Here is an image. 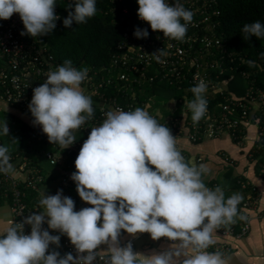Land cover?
Segmentation results:
<instances>
[{"label":"clouds","instance_id":"9594fccd","mask_svg":"<svg viewBox=\"0 0 264 264\" xmlns=\"http://www.w3.org/2000/svg\"><path fill=\"white\" fill-rule=\"evenodd\" d=\"M137 3L138 17L153 31L184 39L193 12L179 0L175 4L166 0ZM55 6L56 0H0V19L18 13L24 25L20 34L36 38L55 29L59 19ZM68 7L74 11L63 19L65 27L73 21L87 23L97 11L96 0H74ZM241 31L245 40L253 35L264 39L260 21L244 24ZM133 35L139 39L149 33L137 27ZM248 64L254 66L253 61ZM87 78V68L77 69L66 59L33 88L28 104L32 124L41 126L49 142L63 149L76 140L73 131L94 115L92 98L81 88ZM207 89L203 79L190 88L193 99L187 101V108L194 124L207 113ZM104 115L83 142L74 161L77 171L70 177L80 198L92 206L75 211L74 200L63 196L62 190L55 195L42 191L38 200L42 211L0 232V264H96L97 259L102 264H230L231 257L223 251L207 249L216 243L217 229L247 218L238 209L243 197L233 193L226 198L221 186H206L203 176L208 167L186 161L170 129L143 108L125 111L116 107ZM0 135H9L6 120L0 123ZM12 171L9 148L0 146V173ZM44 223L69 238L75 256L48 251L50 244L60 246V235L50 234L42 227ZM26 224L31 226L30 234L24 232ZM121 230L147 232L154 240L166 237L178 243L170 250L144 255L134 252L130 242L120 246ZM102 244L107 249L97 251Z\"/></svg>","mask_w":264,"mask_h":264},{"label":"built area","instance_id":"2783aa9c","mask_svg":"<svg viewBox=\"0 0 264 264\" xmlns=\"http://www.w3.org/2000/svg\"><path fill=\"white\" fill-rule=\"evenodd\" d=\"M67 1L74 2V0ZM115 1L123 4L119 13V17L124 22L121 39L105 67L96 68L94 71L87 68L88 78L82 83L81 88L86 95L91 96L93 108L94 104H97L98 113L78 130L86 135L89 134L92 127L99 126L103 122L105 112L111 108L119 107L129 111L140 107L146 110L150 106L149 100L156 103L155 94L148 95L152 96L148 97V100L139 101L136 87L152 88L157 84L161 87L158 86L156 93H167L166 89L174 91L169 106L172 111L175 108L179 111L176 115L166 117L162 116L163 112L153 110L149 114L170 129L175 136L178 150L181 151L178 143L181 135H185L190 142L197 143L228 134L241 147L248 133L252 131L251 143L245 155L251 162L252 168L257 164L254 168L256 175L264 183V87L260 86L256 78H248V72L240 65L245 62L244 59L235 56L218 33L220 16L218 0H179L186 9L193 12V20L188 25L183 40L167 38L160 30L153 31L150 24L138 17L137 0H131L130 8L124 0ZM166 2L175 4L176 0H166ZM137 27L148 30L147 38L138 39L133 35ZM23 30L24 25L18 13H14L9 19H0V101L17 108L26 116L25 122L33 127L27 131L29 142L38 139L39 132H43L41 126L32 124L33 117L28 109L33 88L42 84L49 70H55L61 63L56 62L52 52L38 38L21 35ZM159 50H162V55L157 52ZM157 55L160 56L159 60L156 59ZM259 72H264V65L258 63L253 74L257 75ZM236 74L246 79L240 90L237 87L239 84L234 80ZM200 79L208 85L205 93L208 102L207 113L199 123L194 124L191 117L187 118L189 115L187 101L193 99L190 88ZM109 91L113 94L105 95ZM212 96H220L222 100L212 103L211 100L214 98ZM2 122L0 118V123ZM6 122L9 132H12L14 124ZM42 138L50 144V148L57 147V144L49 142L45 133ZM80 144V140H75L67 147V153L79 150ZM0 146H2L1 141ZM52 149L45 150L43 155L49 165L56 164ZM78 153L79 151L74 155L77 157ZM9 155L10 163L19 159L18 172L24 174V177L18 178L11 174L0 173V188L4 186L6 191L4 190L2 194L10 196L14 224L23 221L37 209L36 205L30 206L27 203L32 197L29 190L38 192L45 182V175L35 165H29L27 157L21 156L19 152ZM222 157L231 163L229 156L222 154ZM202 161L203 157L198 155L194 164L199 166ZM51 181L56 191L74 187L65 176L60 175ZM236 183L245 192L247 191L244 200L238 206L240 213L247 218L240 223L220 227L215 232L220 236H242L249 230L251 220L264 217L262 191L242 176H238ZM20 186L24 188L21 189ZM72 199L75 202V211L91 206L78 194ZM42 227L48 230L46 224ZM30 231L31 227L26 224L25 234H30ZM124 232L121 230L120 235ZM161 238L172 244L177 242L166 237ZM129 242L134 245L132 240H127L123 246ZM209 248L226 254L227 244L215 243ZM53 250L59 251L61 256L69 252L76 255L74 245L67 236L60 239L58 248L50 244L48 251ZM96 264L102 262L97 259Z\"/></svg>","mask_w":264,"mask_h":264},{"label":"trees","instance_id":"16d2710c","mask_svg":"<svg viewBox=\"0 0 264 264\" xmlns=\"http://www.w3.org/2000/svg\"><path fill=\"white\" fill-rule=\"evenodd\" d=\"M124 2L129 8L131 7V0H124ZM69 4H74V2L56 0L54 11L59 16V19L55 21V29L48 34L36 38L49 48L56 62L62 64L64 60L68 59L72 61L77 69L90 68L91 71H94L96 68L100 69L101 67H105L109 63L111 55L121 39L124 22L122 18L119 17V13L121 12L123 4L115 0H96V14L89 18L87 23L77 24L73 21L70 27H65L63 25V19L67 17L69 11H74V7H68ZM218 5L220 9L218 33L224 38L226 47H228L235 56H241L244 59L245 62L240 65L248 72V78H256L260 86L264 87V72H259L257 75L253 74L258 63L264 65V39L257 38L253 35L245 40L243 37L244 34L241 31L243 25L246 23L260 21L264 24V0H218ZM248 61H253L254 66L250 67ZM234 80L235 83L239 84V86L237 85L239 90L246 82L245 78L237 74ZM158 86L161 87L157 84L152 88L147 86L136 87L138 91L137 99L139 101H144L148 97H152L148 95L155 94L154 100L156 103L164 104L162 116L166 117L168 115L173 116L178 114L179 109L175 108L174 111H172L171 106H169L172 97H174L172 96L175 94L174 91L166 89L165 92H167V96H160L161 92H155L158 90ZM112 94L113 93L109 91V93L105 95L109 96ZM212 97H214L211 100L212 103H218L222 100L220 96ZM182 107L181 104V119L183 120ZM187 112L189 113L187 118H190L192 115L190 110ZM97 113V104H94V114ZM12 118L18 123H13L14 127L12 132H9V135L5 136L7 137L6 141H2L3 139L1 137L4 135H0L2 146H7L9 148V154L19 152L21 156H26L28 164L35 165L41 170V173L45 175V182L55 180L56 177L60 175L65 176L74 185L70 191H75L76 183L70 178L71 174L77 171L74 164L77 157L74 154L80 151L83 142L90 133L86 135L80 130L73 131L76 140H80L81 144L78 147L79 150L67 153V148L63 149L58 144L56 148H50V144L45 142L42 138L43 132H39L38 139L28 142L29 136L27 131L33 127L28 125L25 121H22L20 116H13ZM7 121L9 122L10 118L7 119ZM13 138H15L17 142H14ZM47 149H52L53 153H56L54 154L56 164L50 165L51 167L49 170H45L42 167L43 161H46L43 155ZM256 166L257 164L254 165V168H256ZM20 188L23 189L24 187L20 186ZM4 190L6 191L4 186H2L0 188V203L4 199L11 202L9 195L4 196L2 194ZM66 190H69V188H66ZM29 193L33 195L34 199L32 198L31 201L27 200V203L30 206L37 204L38 201L35 200L36 192L29 190ZM236 227L238 228V226Z\"/></svg>","mask_w":264,"mask_h":264},{"label":"crops","instance_id":"0c3cea01","mask_svg":"<svg viewBox=\"0 0 264 264\" xmlns=\"http://www.w3.org/2000/svg\"><path fill=\"white\" fill-rule=\"evenodd\" d=\"M13 116H20L22 121H25L26 116L22 114L17 108H14L2 101H0V118L2 121L10 118V123L17 124ZM252 131H250L244 141L243 146H238L228 134H223L219 137L212 139H205L197 143L190 142L185 135H181L178 139V143L182 150L183 155L190 164H194L195 157L198 155L209 156V159L214 164H221L223 168L221 170L222 175L226 179L225 187L223 188L226 198L231 196L233 193H239L243 199L246 196L245 190L240 186L236 185L237 176H242L243 179H247L250 183L256 185L258 189L264 194V183L256 175V171L252 168L251 162L247 159L245 151L250 146ZM225 154L231 158V163L225 161L222 157ZM203 157V156H202ZM204 161V160H203ZM202 161V163H203ZM19 159L14 160L11 164L13 165V171L10 173L18 178L24 177L23 172H18ZM201 163V164H202ZM206 186L214 188L217 186L215 178H211L207 181ZM73 188V187H72ZM63 189L62 195L74 198L78 192ZM45 190L47 195H55L56 190L52 184V181H47L42 184L40 190L36 192L35 200H39V194ZM34 199L33 195L29 201ZM242 199V200H243ZM36 205L35 212L42 211L39 208L38 203ZM242 221L237 220L236 223ZM13 224V213L11 210V204L8 200L4 199L0 203V232H3L8 226ZM47 225V223H44ZM30 226V225H29ZM48 226V225H47ZM31 227V226H30ZM48 231L52 235H60V239L66 235H61L58 230H52L48 228ZM120 246L123 247V243L127 240L134 242L133 251L136 253L151 255L153 253H161L170 250L174 244L164 240L162 238L152 239L150 234L147 233H136L129 234L126 231L118 237ZM213 239L216 243L227 244L226 255L231 257L230 264H264V217L254 218L250 222V228L246 234L234 237V236H220L218 233H214ZM107 245L102 244L98 247L97 251L106 250ZM207 251L212 252L213 250L208 248ZM182 259V257H181Z\"/></svg>","mask_w":264,"mask_h":264},{"label":"rangeland","instance_id":"374dc122","mask_svg":"<svg viewBox=\"0 0 264 264\" xmlns=\"http://www.w3.org/2000/svg\"><path fill=\"white\" fill-rule=\"evenodd\" d=\"M160 96H167V93L161 92ZM147 100H148V98H147ZM149 105L150 106H148L146 108V111L148 113H151L152 110L153 111H158V112H161V113L164 111V104L163 103H154L153 101L149 100ZM1 138L3 139L2 141H6L7 140V137H5V136H2ZM54 154H56V153H54ZM202 156H203V160H204L202 164H205L208 167V169H209L208 174L203 176L204 183L207 184V181L209 179L215 178L216 182H217V185H219L222 188H224L225 187V181H226L227 178H225L224 176H220V175H222L220 173H221V170L223 168V165L214 164V162L212 163L211 160L209 159V156L207 154L202 155ZM42 167L45 170H49L51 166L48 164L47 161H43Z\"/></svg>","mask_w":264,"mask_h":264}]
</instances>
